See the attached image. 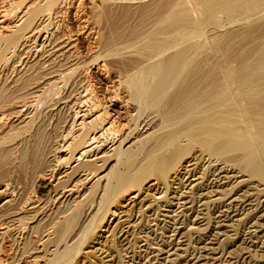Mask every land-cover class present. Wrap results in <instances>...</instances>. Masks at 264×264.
Listing matches in <instances>:
<instances>
[{"label": "bare ground", "instance_id": "6f19581e", "mask_svg": "<svg viewBox=\"0 0 264 264\" xmlns=\"http://www.w3.org/2000/svg\"><path fill=\"white\" fill-rule=\"evenodd\" d=\"M57 1L58 0H52L48 4L54 7L53 4H55ZM158 1L159 0L156 1L157 3L150 5V6L148 4H147L148 6L143 5L142 10H139L138 12L140 14V16H138L139 17L138 22L136 23L133 22L134 24L131 23V25L122 26L124 24H121L118 27L116 26V29L114 28L115 30L114 29H113L114 31L112 30L113 33L109 37L107 38L105 37L106 39L102 38V39H105L104 41H102V44L104 42L106 47L107 46L110 47L111 45L113 47L114 46L116 47L117 46L116 43L117 44L119 42L121 43V41L123 42L121 44L123 45L128 44V47H130L132 43H130V41L128 43H125L124 41L126 40L128 41L131 38L133 41L137 39V41H134L135 44L139 41L141 42L143 41L142 44H140L141 45L140 51L142 52L147 51L146 52L147 56L144 55V57L146 56L145 59L147 58V60L145 61L144 57L143 58L141 57L143 56L142 52H141L142 55L140 53H137L136 45L133 48L134 43L132 44L133 50L134 49L136 50V52L135 51L134 52L139 54L140 55L139 57L142 58V60H144L146 63H141L140 61H138L140 63L137 65L138 62L135 60L133 63H135L136 68L133 67L135 68L133 69L131 67L133 71L129 70L131 72H129V74H127L124 77V79L126 78V80L124 81L125 82L124 86H126V89L129 92V96H130L129 101H131L130 103H132L133 105V108L132 109L129 108L130 110L128 109L126 113L127 115V118H126L127 122H125L126 124H121V123L118 124L120 119L113 115L114 118L116 117L119 119L118 122L115 121L117 123L116 124L114 122L116 118L114 119L112 116L109 117V113L107 111H104V110H107L108 108L102 110L100 107L102 111H99L97 110V108H99L98 104H94L93 102L92 111H94V113L89 116H87L88 113H83L82 116L79 117L78 116L79 112L76 113L75 110L73 111V113H76V116L79 118H75L74 121L71 120V122L73 121V124H71V126L72 125L73 126L72 127L70 126L69 127L70 129L68 128L69 129L68 132L65 129L67 133L64 132V134H61V136L57 135L58 130H56L57 127L54 126L56 128H53V130H56L55 131L57 133L56 136L57 138L59 136L58 139H60V142L56 140L57 138L54 135V131L53 132L50 131L49 129H47L48 126L47 127H45V125L41 126L42 125L41 124L38 129L37 128L35 129V131L36 130L37 131L34 132L33 140L31 139L32 137L30 138L32 140L31 143H33L32 144L33 146L31 148L32 150L28 154L24 152V154L30 158L29 159L25 157L26 159L30 160V162L29 160L27 161L29 162V164L31 163L32 170H35V172L33 171V173H35V177H36L35 183H37L36 193H38L39 195L37 201L35 200L36 202L29 203L28 205L35 204V203H41L42 198L46 196V194H50V192L55 193L54 196L56 198L59 197L58 199L63 198L67 193L68 195H71L73 193L76 194V192L78 193L77 195H80V196L84 195L85 197L87 196L86 198L92 196L94 199L93 202L90 201L92 197L90 200L87 199L91 203V205L88 208L85 207L86 205H89V203H86L85 205V202H87L85 201L86 199L85 200L78 199V201L74 202L73 206L71 203H70L71 206H69L70 205L69 202H72V200L71 201L68 200L67 207H64L65 204L59 205L60 204L59 203L58 205L60 207L57 205L58 207L56 208V210H54L52 213L47 214L44 218H41L40 220H38L36 223V226H33L34 228L32 227L33 232H35L36 234L38 232L41 233L40 229L42 230V228L44 229L48 227L47 229H49L50 231L49 234L51 235V237L50 235H49V239L46 237L48 239L46 240L48 241L47 244L49 243L50 245V242L53 241L56 244L55 247L57 246L56 249L53 250V254L50 256V258L46 260V264H69L70 262L72 263L76 255H78L79 252L81 251L82 246L86 243L88 235L91 234V233L89 234L90 228L95 223L96 215L100 211L102 210L104 211L103 213L101 212L102 216L100 215L101 217H99L100 219H98V222L100 221L101 223L105 219L107 212H109L108 208L109 206L111 207V203H113V201L118 200L121 196L123 197L124 193L126 194L127 192L131 190H137V189L143 188L142 186L144 182H146V180L150 178L153 179L154 176L155 178L165 180L169 178L168 177L169 174L177 173V170L179 169V167L182 166L183 162L187 161L186 158L188 156H191L190 154L196 148H199L201 153L207 155L208 158H210V160L219 161V160H222L221 158L225 157L224 163H226V165L233 164L235 167H237L239 172L247 175L249 179H252V180L258 179L259 181H261V183H264V19L261 21L258 20V19L264 18V0H191V3L189 4L187 3V0H179L178 2H176L177 1L176 0L174 1L175 4L171 3L173 5H170V3L162 2L163 0H161V2H158ZM171 2L173 1L171 0ZM144 3H145V0H144ZM152 3H154V1ZM134 6L136 8V4ZM37 7L40 8L39 6ZM135 8L133 10H135ZM40 9H37V11ZM130 9H132V7ZM42 11L43 10L41 9V14H38V16L42 15ZM114 11L116 12V10ZM131 12L133 11L131 10ZM31 14L34 16V18H36L35 11L32 12ZM97 15L95 14V16ZM105 16H107V14ZM256 16L257 18L259 16L261 18L259 17L257 19ZM254 17L258 21H256V19L254 20ZM32 19L33 17L29 19L31 23L30 26L32 25V22H31ZM33 20L35 21L36 19H33ZM97 21L99 22V19ZM127 21H128V18L126 19V22L125 21L124 22L128 23ZM27 22L25 23L24 21V23L27 24L28 27H30ZM237 25H238L237 27L238 29L237 28L234 29V27H236ZM227 26H230V29H227L226 28ZM232 26H233V29H231ZM102 34L99 33L100 36ZM10 40H12V38ZM16 41L18 42V40ZM188 41L190 42L188 43ZM139 43H137V45ZM100 44H101V41H100ZM108 47L105 48L104 46V49H108ZM116 48H118V46ZM123 48L125 50L127 47L125 48L124 46ZM137 48L139 47L137 46ZM114 49L113 50L110 49V50L114 52L116 51ZM119 49L122 50V48H119ZM108 50H104V51H108ZM112 52L111 53L109 52V53L114 54ZM204 52H205V55L201 57L200 55L203 54ZM104 54L105 52H103V55ZM119 55L122 56V54H119ZM131 55L133 54H130V56ZM113 57L114 56H112V58ZM122 57L124 58V56ZM132 60L133 59H131L130 61L131 63H132ZM48 71L49 70H47V72ZM57 72L54 71L50 73L54 74ZM33 73H34V70H33ZM103 77L105 76L103 75ZM66 79L67 78H65V80ZM46 82H49V81H46ZM29 84H31V82ZM23 89L24 88H21V90H18V92H21ZM12 92L14 93V90ZM18 92L17 94H20ZM1 93L4 94V92H1ZM1 93H0V103L2 102ZM26 94L28 95V93ZM30 94H32V91ZM30 94L29 96H32ZM53 94L54 93H52V95ZM7 95H9V93ZM9 98H11V96ZM20 98H22L21 95H20ZM9 100H12V99H9ZM13 100L15 99L13 98ZM87 101H90V99L88 98ZM39 102H42V101H39ZM7 103L5 102L3 104H7ZM128 103L129 102H127V104ZM82 109H83V106H82ZM12 110H11V113H12ZM89 110L90 108L88 109V111ZM119 110L118 112L120 113L121 111ZM16 111H17V108H16ZM146 112L147 113L149 112V114L147 115ZM145 113H146L145 115L146 117L147 116L148 118L150 117L149 118L150 120L147 118L149 121L148 120L145 121V118H142V116ZM4 115L3 114L0 115V121L3 120L2 116ZM25 115H27V113ZM7 116H10V115H7ZM125 117L126 116H124V119ZM141 118L144 119V124H142L143 120H141ZM59 120L60 119H58L57 121ZM77 122L80 125V128L82 130L81 132L79 131L76 132L74 129L76 127ZM29 123L31 124V122ZM60 123L62 124V122ZM60 123L58 122V124ZM65 123L66 122H64V124ZM18 124H21V123H18ZM11 126L9 128V131L12 130ZM17 126H20V125H17ZM126 126L128 127L125 133L123 131H124V128H126ZM64 127L65 126H62L61 128H64ZM17 128L13 129V134H14V131L17 130ZM22 128H26V127L24 126ZM18 129H21V128H18ZM143 129H145V131H142ZM63 131L64 130H62V132ZM18 132H20V130H18ZM18 132H16V134ZM108 135H112L115 137H112L113 138L112 141L114 142V143L112 142V147L113 146L114 147L113 148L111 147L112 149L107 150L105 147V144H107L108 138L110 137V136L108 137ZM5 138H3V141H5L4 140ZM8 142L10 141L8 140ZM134 143H138V146L136 149L132 148ZM3 144L5 143L3 142ZM227 154L231 155V156L228 155V159L226 157ZM24 156L22 157L23 160H24ZM10 158H11V154L8 151V149L0 153V162L1 161L5 162L9 160ZM198 159L200 158L198 157ZM73 161L76 162V164L74 163V165H72L71 163ZM138 161L139 163L137 164ZM224 163L222 164L224 165ZM20 164H17V165H20ZM2 168L3 166L1 167V169ZM14 168H17V167H14ZM18 168H21V167L18 166ZM24 173L27 174V172H24ZM93 179H96V180H94L93 182L92 181ZM91 181H92V184L90 186H87L89 183H91ZM211 190L213 189L211 188ZM81 191H82V194H80ZM182 195L184 194L182 193ZM18 198H20V196H18ZM81 199H83V196ZM24 201L28 202L27 200H24ZM17 202L19 203L15 204V202H13L12 205L10 204L7 209L4 208V210L0 212V229H4L2 230V232H0V241L3 242L5 240L4 242H6V239L7 240L9 239L13 241L14 244L17 243V247L20 252V258L23 259V258H27L30 254V248H31L30 241L28 240L29 238L25 236V233L28 232L26 228L30 227V225L27 226L29 220L31 219L33 221L34 212L32 211L33 215L31 216L30 214L31 211L27 212L28 210H26L27 209L26 202H22V201L21 202L17 201ZM93 204L95 207H93ZM36 208L38 207H35L34 209V206H33V210H36ZM39 209H40V206H39ZM86 210H90L91 214L93 213L92 211L94 210L95 211L92 215L91 214L88 215L86 219L84 220L86 214L88 213V212L86 213ZM39 211H37V215L39 214ZM5 217L7 218V221L9 219V221L12 223L5 222ZM88 217L89 219H87ZM85 221H86V224L82 226V224ZM100 223L99 224L95 223V225L97 224V227H98V225L100 226ZM77 227L78 228L83 227V229L77 232L76 231ZM12 230H15L17 231V233H20L23 235V238L22 237L20 238L21 239L20 242H17V239L20 236H18L17 239L14 238V235L11 233ZM68 239L75 240V242L71 241L72 244H69ZM64 240H67V241H64ZM62 241L66 243L61 249L59 245L62 243ZM49 245H46V246H49ZM2 250L3 249L0 247V252H3ZM47 257L48 256H46V258ZM1 262L2 261L0 259V264Z\"/></svg>", "mask_w": 264, "mask_h": 264}, {"label": "rangeland", "instance_id": "374dc122", "mask_svg": "<svg viewBox=\"0 0 264 264\" xmlns=\"http://www.w3.org/2000/svg\"><path fill=\"white\" fill-rule=\"evenodd\" d=\"M51 1L52 0H0V91L4 92V94L0 92L2 96V102L0 103V115L5 114L4 116H2L3 120L0 121V145L3 144V142L5 144L1 145L0 149L2 152L8 149L11 154V158L9 160L5 162L1 161L2 163L0 162V212H2L4 208L7 209L10 204L12 205L13 202H15V204L19 203L17 201L26 202L24 200L28 201L26 202V210H28L27 212L31 211V216L34 212L33 221L30 219L27 224V226L30 225L31 228H26L29 233H25V236L29 238L28 240L30 241L31 246L29 256L27 258L21 259L17 243L14 244L13 241L6 239V242H4L5 240L3 242L0 241V247L3 249V252H0V259L2 261L1 264H46V260L50 258V256L53 254V250L56 249L57 246L55 247L56 244L53 241L50 242V245L49 243L47 244L48 241L46 240L49 239L50 235V231L49 229H47L48 227L44 229L42 228V230L40 229L41 233L38 232L37 234L33 232L32 227L36 226L38 220L44 218L47 214L52 213L54 210H56L59 205L65 204L64 207H67L68 200H72V202H69V204L71 203L72 206L74 205L75 201H78V199H86L85 201L87 202L84 201L85 205L86 203H89V205L85 206L86 208L91 205L88 200H90L92 196L86 198L87 196L85 197L84 195H77V192L76 194L73 193L71 195H68L67 193L63 198L60 199H58L59 197L56 198L54 196L55 193L50 192V194H46V196H44L45 198H42V201L44 200L43 202L41 201V203H35L36 206L35 204L28 205L29 203L36 202L39 195L38 193H36L37 183H35L36 177L35 173H33V171L35 172V170H32L31 163L29 164L30 158L27 157L24 152L28 154L32 150L31 148L33 146V143L31 142L33 140L34 132L37 131H35V129H38L41 124V126H48L47 129H49L50 131H54V135L57 138V133V135L61 136V134H64V132L69 131V127L71 126V124H73L75 118H79L83 113H88L87 116L93 114V102L94 104H98L99 108H97V110L102 111L108 108L104 111H107L109 113V117H113L114 115L120 119V121L118 122L119 119L116 117L115 119L113 117L115 119H113L114 122L116 121L118 122V124H126V113L129 108H133V105L132 103H130L131 101H129V92L126 89V86H124V81L126 80V78L124 79V77L129 74V72H131L129 70H132L133 67L136 68L135 63H133L135 60L137 62L140 61L141 63H146L145 61L147 60V58L145 59V57L147 56V51H140V44H142L143 41H139L141 43L137 42L139 43L137 45V43H134V41H137V39L135 38H133L135 39L134 41L132 40V38L128 41L123 40L125 43H128L129 41L132 44L134 43L133 48L136 45L137 53L141 54L142 52V58L144 57V55H146L144 57V61L139 57V54L135 53L136 50H133L132 44L131 46L129 44L131 48L128 47V44H121L123 43L122 41L121 43L119 42L122 46L119 43H116L118 48H116L117 46L113 47L112 45L110 47L107 46L109 50H113L115 48L114 50L116 51L112 52L111 50L109 51L108 49H104V46L105 48L107 47L104 42V45L102 44V41H104L113 33V31L116 29V26L118 27L121 24H124L122 26L131 25V23L134 24L138 22V16H140L138 12L139 10H142L143 5L150 6L157 3V0H153L154 3H152V0H145V3L144 0H123V2L122 0H113V2L112 0H106L107 2L105 0H58L59 3L58 1L55 3L57 6L53 4L54 7H52V5L48 4ZM172 1L173 2H171V0H163L162 2L170 3V5L175 4L174 1L176 0ZM178 1L179 0H177L176 2ZM117 2L120 5H118ZM158 2H161V0H159ZM187 3H191V0H187ZM135 4L136 8L134 6ZM37 6H39L43 10L42 15L38 16V14H41V9ZM97 7H99L101 10ZM131 7L132 9H130ZM134 8L135 10H133ZM37 9H40L38 10L40 12H38ZM114 10H116V12ZM131 10L133 12H131ZM34 11L36 18H34V16L31 14ZM122 12H125V15ZM95 14L98 15L95 16ZM106 14L107 16H105ZM29 16L30 18L33 17V19H36L35 21L33 19L31 20V26ZM96 18L97 20L99 19V22L96 20ZM127 18V22L129 24L125 23ZM256 18L254 17V20ZM257 19L256 21H261L264 18L258 20ZM24 21L25 23L27 22L30 27H28V25L25 24ZM95 21H97L98 23ZM118 21L120 24L118 23ZM237 27L238 25L234 27V29H236ZM226 28L230 29V26H227ZM17 29L20 31H18ZM231 29H233V26ZM99 33L103 34L100 36ZM15 36L18 38H16ZM11 38L12 40H10ZM16 40H18V42ZM189 42L190 41H188V43ZM124 46L125 48L127 47L125 50L123 48ZM137 46L139 48H137ZM119 48H122V50H120ZM117 50L118 52H120L118 53ZM103 52H105L104 55ZM109 52H112L114 54H110ZM119 54H122L124 58ZM130 54L133 55L130 56ZM203 55H205V52L200 56L202 57ZM112 56L114 57L112 58ZM131 59H133L132 63L130 62ZM140 62H138L137 65ZM118 63L120 64V66ZM33 70L35 74L33 73ZM47 70H49L50 72H57L59 70L61 72L58 71L57 73L53 74L49 71L48 73ZM118 71L121 73H119ZM103 75L105 77H103ZM56 78H60L59 81ZM65 78L67 79L65 80ZM46 81H49L50 84ZM30 82L31 84L33 83L32 86L31 84H29ZM21 88L24 89L21 92H18V90H21ZM13 90L14 93L12 92ZM31 91L32 94H30ZM5 92L7 94L9 93V95H7ZM17 92L20 94H17ZM26 93H28V95ZM52 93H54L55 95H52ZM29 94L32 96H29ZM20 95L22 98H20ZM10 96L11 98H9ZM13 98L15 100H13ZM86 98H89L90 101H87ZM25 100H27L28 102ZM38 100L42 102H39ZM86 101L88 102V104ZM5 102L8 103L3 104ZM127 102L129 103L127 104ZM15 104L18 106H16ZM5 105L8 106L6 107ZM76 107H79V111ZM87 107L90 108L89 111V108ZM100 107L102 110L100 109ZM45 108H47L48 110ZM74 110L76 113L79 112V117L76 116V113H73ZM118 110L121 112L119 113ZM26 113L27 115H25ZM146 113L143 115L144 117L142 116V118H145V121L150 118H148V116H145ZM148 114L149 112L147 113V115ZM62 116H64L65 118ZM124 116H126L125 119ZM56 117L60 120L57 121L58 119ZM142 118V124H144V119ZM71 120L73 121L71 122ZM27 121L31 122V124ZM58 122H62V124L60 123V125L58 124ZM64 122L66 123L64 124ZM77 123L76 127L74 126V129L76 132H81L82 130L80 128V125L79 123ZM11 124L13 127L11 126ZM16 124L20 126H17ZM10 126L12 130L9 131ZM24 126L26 128H22ZM54 126H56L57 128ZM60 126L65 127L61 128ZM17 127L21 128L22 130L18 129ZM127 127L128 126L124 128L123 132L126 133ZM14 128H17V130H15L16 132L20 130V132L17 133L19 135H17L15 131L13 134ZM53 128H56V130H58L57 133L55 132L56 130H53ZM61 129L64 131L62 132ZM4 130L5 132L7 130L8 133H5ZM142 131H145V129H143ZM2 137H6L4 139L5 141H3ZM108 137V142L107 144H105L107 150L114 147H112V137L115 136L108 135ZM58 138L56 140L60 142V139ZM25 139H27L29 143ZM8 140L10 142H8ZM137 146L138 143H134L132 148L136 149ZM1 151L0 153H2ZM190 155L191 156H188L186 158L187 161L183 162L182 166L179 167V171L177 170V173L169 174V178L161 180L155 178L154 176L153 179L150 178L146 180V182H144L142 186L143 188L131 190L126 194L124 193L123 195L125 197L121 196L118 200L113 201V203H111V207L109 206L108 208L109 212H107L105 219L101 223L100 221L98 222V219H100L99 217L102 216L101 214L104 211H100L96 215L95 219V223H100V226L98 225L97 227V224L95 225V223L92 225L89 232V234H91L88 235L86 243L82 246L81 251L78 255H76L73 262H70L69 264H264V183H261V181H259L258 179H249L247 175L239 172L237 167H235L233 164L226 165V163H224L225 157L221 158L222 160L219 161L215 160V162L214 160H210L207 155L202 154L199 148H196ZM228 155L231 156L230 154H227V156L225 155L227 159ZM23 156L24 160L22 158ZM25 157L29 159H26ZM198 157L200 159H198ZM10 160L13 162H11ZM27 160H29V162ZM187 162L190 163L188 164ZM16 163L21 164L17 165ZM74 163L76 164V162L74 161L71 164L74 165ZM138 163L139 161L137 162V164ZM222 163H224V165ZM2 166L3 168L1 169ZM18 166H20L21 168H18ZM24 172H27V174ZM94 180L96 179H93L92 181L94 182ZM92 181L87 186H90L92 184ZM211 188L213 190H211ZM1 189L3 190V192ZM182 193L184 195H182ZM80 194H82V191ZM17 195L20 196V198H18ZM82 196L83 199H81ZM17 198L20 200H18ZM92 199L90 201L93 202L94 199ZM71 204L69 206H71ZM33 206L34 209L35 207H38L36 208L37 211L41 210L39 211L38 215L37 211L33 210ZM93 207H95L94 204ZM90 210H86V213H88H85L86 216L84 220L88 215L91 214ZM94 211L92 212L94 213ZM87 219H89V217ZM5 222L12 223L9 221V219L7 221L6 217ZM85 224L86 221L82 224V226ZM76 229V231L78 232L79 230L83 229V227H77ZM2 230L4 229H0V232H2ZM14 231L15 230H12L11 233L16 239L18 236H20L17 239V242H20V238H23V235L17 233V231ZM93 234L97 236L95 237ZM64 241H62V243L59 245L61 249L66 243ZM71 241L75 242V240H69L68 243L72 244ZM46 256L48 257L46 258Z\"/></svg>", "mask_w": 264, "mask_h": 264}]
</instances>
